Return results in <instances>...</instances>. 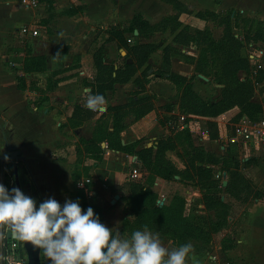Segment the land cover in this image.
I'll return each mask as SVG.
<instances>
[{"label":"rangeland","instance_id":"obj_1","mask_svg":"<svg viewBox=\"0 0 264 264\" xmlns=\"http://www.w3.org/2000/svg\"><path fill=\"white\" fill-rule=\"evenodd\" d=\"M122 1L114 25L77 21L80 32L63 35L59 20L52 17L51 0H42L34 8L19 0L29 8L31 17L6 37L0 32V62L14 70L20 91L41 117L55 112L51 122L56 150L51 154L71 166L76 183L88 177L89 169L103 160L107 149L116 152L102 168L111 169V181H121L120 223L135 215L126 212V205L144 211L164 206L162 213L151 215L153 225L161 229L152 231L159 233L166 248L191 242L193 254L202 264H264V240H256L247 254L248 248L231 239L234 220L228 219L254 199L264 202V156L259 150L245 151L229 141L243 116L264 117V0H177L187 13L173 8L175 0ZM75 11L73 8L71 13ZM132 17L136 23H144V18L161 19L153 28L145 26L138 39L131 30ZM2 21L0 15V28L12 20ZM20 26L27 32L22 34ZM93 29H104L116 38L125 32L117 47L106 45L108 64L101 61L102 50L96 51V65L92 61L102 33L96 43L92 41L87 55L78 54L86 48L87 35ZM66 36L70 39L65 40ZM145 37L152 51L147 60L143 49L132 48L145 42ZM66 41L71 43L69 48ZM37 54L43 56H34ZM95 77L100 83L128 86L123 89L116 84L110 92H97V84L92 83ZM96 93L104 95V107H122L99 117L104 107L97 111L86 107L88 96ZM145 109L152 110L154 118L150 133L124 139L121 133L139 121ZM112 119L117 123L114 133L110 132ZM10 132L7 128L5 136ZM215 132L218 138L212 140ZM122 146H126L124 151ZM148 148L152 154L141 153ZM150 158L156 166L167 164L158 171L148 163ZM166 166L171 168L169 174ZM5 174V186L11 189L12 171ZM93 188V182L86 183L79 188L85 198L77 192L72 199L79 200L82 209L91 206L103 222L101 209L94 206L96 198L88 197ZM139 192L141 195L135 194ZM113 208L107 203L106 214H112ZM227 250L235 255L228 257ZM40 259L42 264H50L42 250Z\"/></svg>","mask_w":264,"mask_h":264},{"label":"crops","instance_id":"obj_2","mask_svg":"<svg viewBox=\"0 0 264 264\" xmlns=\"http://www.w3.org/2000/svg\"><path fill=\"white\" fill-rule=\"evenodd\" d=\"M21 1L22 0H20V2ZM116 1L119 3L117 6L115 5ZM20 2L19 0H0V15L3 20L2 22L12 20L10 24H8V22H4L5 26L0 28V32H3L5 37L9 31L18 27L22 22H24V20H28L31 17L29 8L21 5ZM51 6V13L53 14L52 17L59 20L60 33L62 32L63 35H67L74 34L73 32H77L76 34L80 32V27L76 23L77 21L88 24H103L106 26L111 24L114 25L117 19V12L122 10L121 6H123V1L51 0ZM73 8H76V11L71 13ZM120 15L121 13H119L118 16L120 17ZM36 16L37 15H34L33 18H36ZM59 16H62V18H59ZM15 19L18 20L14 21ZM132 19L133 17L129 21L131 22ZM160 19L149 20L144 18V20L150 25H155L160 21ZM75 23L76 25H74ZM21 27L22 26L18 29ZM34 27L36 26L34 25L30 28L33 29ZM107 29H110V26L105 30ZM102 30L99 29L96 32L93 29L91 34L87 33V38H89L90 41L88 42L86 48L80 50L81 52H78V54H82L83 56L87 55L92 41L96 43L99 39L98 34L102 33L103 40L99 45H97V49L95 48L93 50L92 56L100 49L103 51L101 54L102 63L108 64L110 61H108L106 57V54L108 55V52H106V45L111 46L115 44L117 47L118 42L116 39L110 37L109 33L104 32V29ZM134 33L137 34V37L135 36V38L142 39V37L138 36L137 30H134ZM68 39H70L69 36H66L65 40ZM143 39L145 42L140 41L138 42L139 45L149 43L146 37ZM127 40L129 41V39ZM65 44L66 48H69L68 46L71 45L68 41H66ZM34 56L42 57L43 55L37 54ZM92 61L94 63L93 58ZM113 69L117 71L119 67L114 64ZM115 76L116 72L113 73V77ZM203 77L206 78L205 76ZM92 83L95 84V78ZM116 84H120L121 86L118 87L123 89L128 86L126 83H113L112 88L110 90H106L105 93L113 90ZM133 101L137 102L138 97H133ZM126 103H129V100ZM126 103H112L111 106L119 104L125 105ZM103 110L104 111L100 113L99 117L105 114L107 106L104 107ZM151 112L152 110H145L144 114H142L143 116H141L142 118H139V121L134 123L133 126L126 128L121 133L122 137L129 140L130 136L140 134L141 132L144 134L150 133V126L153 125L152 120L154 119L153 116H151ZM132 117L136 120V117L133 114ZM31 118L34 119L36 123L29 120ZM52 119H56L55 112H52L49 116L44 115V117H41L40 111L37 110L36 107L30 105L28 99L24 97L20 91L16 82L14 70L8 68L0 62V121H3L2 125L0 124V157L5 151L4 146L6 141L17 146V150L20 151V157L22 158V160L20 159L21 161H18V175L22 191L33 197L37 203L51 196L63 204L65 199H72L75 197L80 187L84 188L86 183L89 184L93 182L94 188L90 191L88 197L91 199L92 197L96 198V200H94V206L101 209L103 223L111 228L114 234H120L122 228L121 223L123 221L122 219L120 223L121 217L118 214L119 209H123V202L121 199L122 191L120 189L122 186L121 181H111L109 177L111 169L105 168L103 170L102 168L103 165L115 158V154L113 153L116 152L107 149V152L103 156V160L98 165L89 169L88 177L83 181L76 183L71 176L73 172L71 171V166L67 164V162L54 158L51 154L53 150H56V139L53 134L54 126L51 122ZM37 120H40L45 124H40ZM7 128L11 131L9 137H6L4 133ZM8 167H11V164H4V185H6L5 180L7 179L5 173H10L12 171V168L10 170ZM223 174L225 175V173H222V175ZM115 195L118 196V199L116 200H114ZM224 199L225 197H222L221 200L224 201ZM113 200L114 202L112 203ZM107 203L110 206H115V208H113V210H115H112V214L109 213L110 215L106 214L104 209ZM228 219L234 220V232H230L232 234L231 239L235 240L237 246L242 244V248H248L247 254L250 252V248H253L252 245L253 243L255 244L256 240H259V242L264 240V202L262 200L257 198L254 199L252 204L248 207L245 208L244 206H241V208L237 210V213L234 214V217H229ZM114 223H116L115 226ZM4 229L6 231L7 227H4ZM9 244L10 241L7 246H2L0 228V264L3 263V256L8 251L7 247ZM226 252L228 257L232 258L235 255L232 250H227ZM48 262L50 263V260Z\"/></svg>","mask_w":264,"mask_h":264},{"label":"clouds","instance_id":"obj_3","mask_svg":"<svg viewBox=\"0 0 264 264\" xmlns=\"http://www.w3.org/2000/svg\"><path fill=\"white\" fill-rule=\"evenodd\" d=\"M105 102L103 94H90L86 107L97 111ZM0 226L41 249L50 264H202L191 242L166 248L147 225L128 237L114 234L91 206L82 209L79 200L61 204L49 196L37 203L19 187L9 189L2 183Z\"/></svg>","mask_w":264,"mask_h":264},{"label":"trees","instance_id":"obj_4","mask_svg":"<svg viewBox=\"0 0 264 264\" xmlns=\"http://www.w3.org/2000/svg\"><path fill=\"white\" fill-rule=\"evenodd\" d=\"M40 1H42V0H40ZM176 1V3L173 5V8L174 9H176L177 11H178V13H187V10L185 9V7L179 2V1H177V0H175ZM167 3H170V4H172L171 2H167ZM130 25H131V27H132V32H133V30H137V32H138V36H142V29L145 27V26H147V27H149V28H153V27H155V25H150L148 22H144V23H136L135 22V18L133 17V19L131 20V23H130ZM124 33L125 32H123V35H124ZM110 35V34H109ZM123 35H121V36H119V37H115V36H111L110 35V37H112V38H114V39H116L117 40V42L120 40V38H121V40H122V38H124L123 37ZM123 42H124V40H123ZM133 49H143V51L144 52H146V59L145 60H147L148 59V56H149V54L152 52L151 51V49H150V46L148 45V44H140V45H136V46H134V47H132ZM99 52H100V49L98 50ZM97 51V52H98ZM94 56V64L96 65V60H95V57H96V53L93 55ZM98 60V59H97ZM101 61H102V59H101ZM100 62V61H99ZM100 64V63H99ZM130 67V65H127V67L126 68H129ZM116 77V76H115ZM115 77H113V78H115ZM109 78H112V77H110L109 76ZM112 78V79H113ZM113 83H115V82H113ZM113 83L112 84H108V83H106V81H104V83H103V81H101V83L100 82H98V79H97V77H95V84H97L96 85V91L97 92H99V91H101V92H105L106 90H110L111 88H112V85H113ZM106 84H108V85H106ZM122 106H118V107H107V110L106 111H108V110H114V111H116V110H119L120 108H121ZM145 110H147V109H145ZM145 110L141 113V114H144V112H145ZM248 118V117H247ZM114 119V118H113ZM112 119V122H113V124H112V127H113V129H112V131H110L111 133H114V131H115V126H116V122L114 121ZM250 120H256V119H251V118H249ZM124 128V127H123ZM123 128H122V130H123ZM218 138V135H217V132H215V133H213V135H212V137H211V139L212 140H216ZM121 149H122V151H124L125 149H126V146H122V147H120ZM158 147H157V149L154 151L155 152V156L157 155V152H158ZM141 153H143L144 155L145 154H152V148H148V149H143L142 151H141ZM139 155H141V154H139ZM150 160H152V158H150L149 160H148V163L149 164H151L152 166H155L154 167V169H156V170H158V171H161L162 170V168H163V165L164 164H167V163H162L161 161H159V162H161L162 163V165H160V166H156L154 163H152V162H155V160L153 159L152 160V162L150 161ZM159 159H157V161H158ZM169 169H171L169 166L167 167L166 166V173L167 174H169ZM71 176H72V178L75 180V179H77V176L74 174V171L72 172V174H71ZM79 192V196H80V198H85V195H84V192L82 191V190H79L78 191ZM135 194H137V195H141V192H139V193H135ZM140 197H138V199H139ZM126 212H131V211H133V214H135L134 215V217H133V220H130L128 217H125L124 219H123V221H122V223H121V225H122V228H121V233H123V234H131L132 233V231L133 230H135V229H142L143 228V226H145V225H147V227L150 229V230H157V231H159V230H161L160 228H156V225L154 226L153 225V220H152V218L154 217V215H151V213L152 214H158V213H162V211L164 210V206H161V207H159V206H155V207H152V208H150V210L148 209V211H144L145 209H142V210H135L136 209V205H134L133 207L132 206H128V205H126ZM99 210V209H98ZM151 220V221H150ZM174 232V231H173ZM175 233V232H174ZM179 235V234H178ZM180 236V235H179ZM17 244H18V247H19V250H21V247H20V245H19V243L18 242H16Z\"/></svg>","mask_w":264,"mask_h":264},{"label":"built area","instance_id":"obj_5","mask_svg":"<svg viewBox=\"0 0 264 264\" xmlns=\"http://www.w3.org/2000/svg\"><path fill=\"white\" fill-rule=\"evenodd\" d=\"M29 8L38 6L40 0H24ZM27 29L22 27L21 33L24 34ZM184 118H181L183 120ZM230 143L241 147L248 151L254 149V152L259 150L264 156V117L256 120H250L243 116L239 123L234 126L229 138ZM8 251L3 256V264H26V256L21 248L19 250L18 244L15 241H10L7 247Z\"/></svg>","mask_w":264,"mask_h":264},{"label":"water","instance_id":"obj_6","mask_svg":"<svg viewBox=\"0 0 264 264\" xmlns=\"http://www.w3.org/2000/svg\"><path fill=\"white\" fill-rule=\"evenodd\" d=\"M199 76L202 79L206 80V78H204L203 76H201V75H199ZM4 150L5 151H4L3 155L0 157V162H1L0 179H1L2 184H3L4 164L10 160L15 161V163H17L18 160H20V159L22 160V158L20 157V151L17 150L16 145H13V144L6 141V144L4 146ZM12 174H13L14 187H19L22 190L21 182L19 180V175H18V165L17 164L13 166ZM223 176H225V175L223 174ZM222 185L225 186L226 182L223 181ZM116 199H118L117 195L114 196V200H116ZM114 200L112 201V203L114 202ZM0 228H1L2 246H4V245L7 246L9 241H12V240L15 242H18L20 247L23 249V251L25 253L26 264H42L41 259H40L41 249L32 246L29 242L17 240L14 236H12L10 234V230L5 231L3 226H0Z\"/></svg>","mask_w":264,"mask_h":264},{"label":"flooded vegetation","instance_id":"obj_7","mask_svg":"<svg viewBox=\"0 0 264 264\" xmlns=\"http://www.w3.org/2000/svg\"><path fill=\"white\" fill-rule=\"evenodd\" d=\"M18 161H19V160H18ZM20 161H21V160H20ZM5 164H9V165L11 164V167H12V169H13V166L16 165V164L18 165V162L15 163V161L10 160V161H7Z\"/></svg>","mask_w":264,"mask_h":264}]
</instances>
